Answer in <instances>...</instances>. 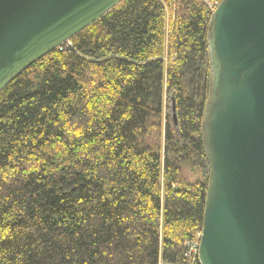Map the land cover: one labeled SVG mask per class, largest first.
<instances>
[{"label": "trees", "instance_id": "trees-1", "mask_svg": "<svg viewBox=\"0 0 264 264\" xmlns=\"http://www.w3.org/2000/svg\"><path fill=\"white\" fill-rule=\"evenodd\" d=\"M219 2L122 0L0 92V264H198Z\"/></svg>", "mask_w": 264, "mask_h": 264}, {"label": "water", "instance_id": "water-1", "mask_svg": "<svg viewBox=\"0 0 264 264\" xmlns=\"http://www.w3.org/2000/svg\"><path fill=\"white\" fill-rule=\"evenodd\" d=\"M122 0H0V92ZM208 167L198 264H264V0H220L207 27ZM172 116L175 108L172 103Z\"/></svg>", "mask_w": 264, "mask_h": 264}, {"label": "built area", "instance_id": "built-area-1", "mask_svg": "<svg viewBox=\"0 0 264 264\" xmlns=\"http://www.w3.org/2000/svg\"><path fill=\"white\" fill-rule=\"evenodd\" d=\"M217 4L214 5V7L212 8V10L215 8ZM68 45H70V42H66L65 44H63L62 46H60L58 49H64L66 48ZM199 238V236H198ZM185 247H186V252L185 255L188 258H194L195 256H197V250H198V240L197 241H187L185 242Z\"/></svg>", "mask_w": 264, "mask_h": 264}, {"label": "rangeland", "instance_id": "rangeland-1", "mask_svg": "<svg viewBox=\"0 0 264 264\" xmlns=\"http://www.w3.org/2000/svg\"><path fill=\"white\" fill-rule=\"evenodd\" d=\"M212 7H214V5H209V8L210 9ZM70 46H71V43L67 47H70ZM59 50H63V49H59ZM170 106H171V101L168 98V100L166 99V110H165L166 113H169L168 111H170ZM185 171H186V177H187V179H189L191 181L196 180L199 177V174H198V171L197 170H191L189 168H186ZM198 236H199V234L196 236V239L194 240V242L198 240Z\"/></svg>", "mask_w": 264, "mask_h": 264}]
</instances>
